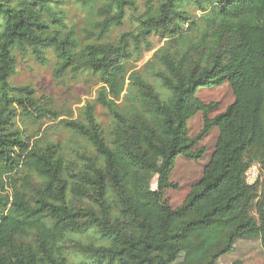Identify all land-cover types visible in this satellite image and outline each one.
Here are the masks:
<instances>
[{
    "label": "trees",
    "instance_id": "1",
    "mask_svg": "<svg viewBox=\"0 0 264 264\" xmlns=\"http://www.w3.org/2000/svg\"><path fill=\"white\" fill-rule=\"evenodd\" d=\"M66 1L0 0V264H172L181 241L214 222L229 231L206 264L238 239H257L264 253V0H143L142 10L138 0H73L86 14L76 30ZM128 13L132 29L107 41ZM59 27L64 36L52 31ZM154 35L163 46L127 75ZM47 51L55 78L88 70L102 83L79 119L59 122L85 143L72 154L29 133L27 123L47 112L35 109L29 88L9 84L18 55L45 65ZM225 84L234 101L210 119L216 105L197 94ZM198 113L203 127L190 140L186 125ZM213 128L215 149L184 202L146 204L154 178L159 191L175 187L178 158L201 159L204 149L192 148ZM253 164L260 176L247 186Z\"/></svg>",
    "mask_w": 264,
    "mask_h": 264
},
{
    "label": "rangeland",
    "instance_id": "2",
    "mask_svg": "<svg viewBox=\"0 0 264 264\" xmlns=\"http://www.w3.org/2000/svg\"><path fill=\"white\" fill-rule=\"evenodd\" d=\"M142 3L143 0H138L141 10ZM62 7L66 15L68 29L76 30L85 22L86 14L73 3V0H67ZM131 29L128 13L125 25L120 29L113 30L107 41H114L122 32ZM55 30L61 36H64L68 31L63 27L52 29V31ZM149 40L153 50L143 51L139 56H132L125 66L128 71L127 75L143 70L145 63L152 57L154 51L162 47L165 41L155 35ZM45 56L47 61L45 65H41L32 55H18L15 72L9 79V84L12 88H29L33 94L35 109L47 112L41 117L38 124L27 123L29 133L39 130L42 138L54 143L60 142L66 148V152L72 154V150H78L83 144L85 146V143L75 134L63 129L59 122L64 119H79L83 107L87 103H94L102 83L97 75L88 70L76 73L67 72L63 77L55 78L52 74L56 67L54 54L47 51ZM230 57L233 62L236 61L234 54H231ZM197 97L204 105H216V108L207 114L210 119L225 112L234 101L232 91L227 84L217 88L202 89ZM95 116L104 131L111 129L112 120L105 110L95 106ZM16 125L21 127L20 120H16ZM202 127L203 115L198 113L186 125L188 138L195 140ZM217 138L218 131L213 128L204 138L195 141L192 151L204 149L201 159L193 161L183 157L178 158L169 177V181L175 187L159 191L157 178H154L143 201L157 211L164 205H168L172 209L179 207L193 186L202 178L204 169L215 149ZM228 231L229 228L219 222L191 231L181 241V252L172 264H206L213 254L224 246ZM214 264H264V253L257 239H238L234 242L231 252L218 257Z\"/></svg>",
    "mask_w": 264,
    "mask_h": 264
},
{
    "label": "built area",
    "instance_id": "3",
    "mask_svg": "<svg viewBox=\"0 0 264 264\" xmlns=\"http://www.w3.org/2000/svg\"><path fill=\"white\" fill-rule=\"evenodd\" d=\"M260 166L258 164L251 165L245 172L244 179L247 186H253L259 179Z\"/></svg>",
    "mask_w": 264,
    "mask_h": 264
}]
</instances>
